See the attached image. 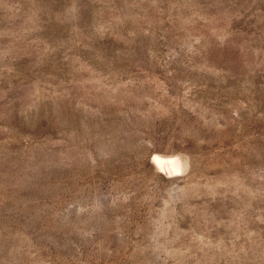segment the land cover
<instances>
[{"label":"rangeland","instance_id":"obj_1","mask_svg":"<svg viewBox=\"0 0 264 264\" xmlns=\"http://www.w3.org/2000/svg\"><path fill=\"white\" fill-rule=\"evenodd\" d=\"M0 264H264V0H0Z\"/></svg>","mask_w":264,"mask_h":264},{"label":"bare ground","instance_id":"obj_2","mask_svg":"<svg viewBox=\"0 0 264 264\" xmlns=\"http://www.w3.org/2000/svg\"><path fill=\"white\" fill-rule=\"evenodd\" d=\"M152 162L158 169H163L169 174L182 170L181 168L185 164L178 155H161L160 153H154Z\"/></svg>","mask_w":264,"mask_h":264}]
</instances>
